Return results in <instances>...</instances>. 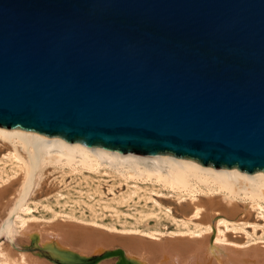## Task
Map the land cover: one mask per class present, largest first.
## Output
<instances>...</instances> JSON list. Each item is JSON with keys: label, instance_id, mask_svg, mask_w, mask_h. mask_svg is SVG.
I'll return each mask as SVG.
<instances>
[{"label": "water", "instance_id": "water-1", "mask_svg": "<svg viewBox=\"0 0 264 264\" xmlns=\"http://www.w3.org/2000/svg\"><path fill=\"white\" fill-rule=\"evenodd\" d=\"M0 127L264 172V0H0Z\"/></svg>", "mask_w": 264, "mask_h": 264}, {"label": "bare ground", "instance_id": "bare-ground-1", "mask_svg": "<svg viewBox=\"0 0 264 264\" xmlns=\"http://www.w3.org/2000/svg\"><path fill=\"white\" fill-rule=\"evenodd\" d=\"M0 139L14 147L20 145L27 162L26 165L23 157H18L16 153L11 155V158L23 164L24 171L21 168L22 177L7 185L5 183L9 176L4 175L0 167V235L11 242L16 226L20 235V248L12 251L5 245L7 249H0V264H77L113 248L123 251L124 264H229L226 262L229 258L234 260L232 264H264V238L248 236L245 231L246 226L255 228L254 223L246 221L251 209L264 219L262 171L248 174L236 168L203 166L193 160L170 155L143 157L101 147L90 148L81 143H69L59 137H47L21 129L0 127ZM3 156L7 157V154ZM49 163L71 168L79 165L90 170L107 165L113 171H124L121 175L125 178L150 179L175 192L186 193L192 201L196 200V193L206 195V198H198L191 203L190 217L187 216V221L182 223V229L172 232V238L160 239L163 236L160 231L136 228L119 230L123 234L145 235L156 241L79 231L74 233L67 230L69 225L64 227L61 224L41 228L34 224L27 225L22 214L30 211L27 200L32 187L36 185L34 181L36 177L38 179L40 167ZM192 217L196 218L195 222H191ZM89 222L103 226L93 220ZM186 223L193 225L187 227ZM104 227L116 231L111 226ZM224 230L242 231L246 237L241 242H232L225 237ZM234 246L243 250H237ZM113 259L115 262H112ZM118 259L108 257L94 264H115Z\"/></svg>", "mask_w": 264, "mask_h": 264}, {"label": "rangeland", "instance_id": "rangeland-1", "mask_svg": "<svg viewBox=\"0 0 264 264\" xmlns=\"http://www.w3.org/2000/svg\"><path fill=\"white\" fill-rule=\"evenodd\" d=\"M13 147L0 139V155H2L0 167L4 175L9 176L6 185L18 181L24 171L23 164L15 161L11 155L16 153L18 157H23L24 162L25 153L20 145ZM6 154L8 158L3 156ZM25 164L27 165L26 161ZM61 166L62 164L49 163L40 167L41 170L39 169L40 172L37 173L38 179L36 177V183L34 181L36 185L32 187L33 190L27 200L30 211L22 214L27 225L34 224L41 228L68 221L107 231L109 230L104 226H111L116 229L114 232L110 231L113 233H121L119 230L122 229L136 228L163 232L160 238L174 237L172 232L182 229V223L190 217L191 203L196 202L198 198H206V195L196 193L197 195L194 194L196 200L192 201L190 195L186 193L175 192L162 183L150 179L136 180L127 176L125 178L121 175L124 171H113V168L107 165L97 166L93 170L81 168L79 165L72 168ZM239 203L243 204L240 201ZM89 220L103 226L93 225ZM195 221L196 218L192 217L191 222ZM246 221L255 224V228L245 227L248 236L264 238V219L257 216L256 210L251 209ZM192 225L186 223L185 226L192 227ZM17 231H19L18 226L11 242L4 235L2 237L0 235V249L3 247L4 250L8 247L14 251L20 248L18 243L20 235ZM224 235L232 242H240L236 240L242 241L246 237L242 231L233 232V230H224ZM112 262H115L114 259Z\"/></svg>", "mask_w": 264, "mask_h": 264}]
</instances>
